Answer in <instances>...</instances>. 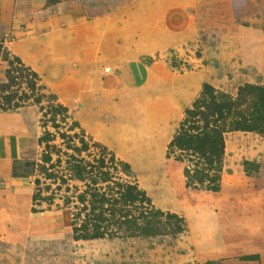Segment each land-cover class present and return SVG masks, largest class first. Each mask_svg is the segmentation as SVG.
Returning <instances> with one entry per match:
<instances>
[{
    "label": "rangeland",
    "instance_id": "1",
    "mask_svg": "<svg viewBox=\"0 0 264 264\" xmlns=\"http://www.w3.org/2000/svg\"><path fill=\"white\" fill-rule=\"evenodd\" d=\"M205 84L264 97V0H0V264H264V112Z\"/></svg>",
    "mask_w": 264,
    "mask_h": 264
},
{
    "label": "trees",
    "instance_id": "2",
    "mask_svg": "<svg viewBox=\"0 0 264 264\" xmlns=\"http://www.w3.org/2000/svg\"><path fill=\"white\" fill-rule=\"evenodd\" d=\"M204 95L208 96L210 99H211V102L208 104V102L204 101L202 104L198 103V104H195L194 105V109L192 110H189L187 112V115L189 117H195L196 115H201V119L203 120L204 122V132H207L206 135L209 133V131L211 129L208 130V126L210 124V119L213 120V124L216 125V122H218L219 120H222L223 117H224V114L225 112H228L231 111L232 107H239L241 105H243L244 103H246L247 98L250 94L249 93H246L244 94L243 91H240L239 95L236 97V100H234L233 102H226L225 97L221 96V98H218V97H215V95L213 94V89L210 85L208 84H205L204 85ZM250 98L253 97L255 98L256 100H253L255 101L254 102V106H258L259 104V108L262 112H264V97L262 98L261 95H250L249 96ZM224 100V101H223ZM258 101V102H257ZM202 108H205L203 111H201L200 109ZM195 111H199V112H196ZM236 115H238L237 113H235ZM216 117V118H215ZM237 126V129L239 130H252V126L251 125H247L246 123H237L236 124ZM215 133V135L217 134V131L216 130H211ZM203 132V133H204ZM204 134V138L206 139V142H208V145L210 144L211 146H213V144L215 145V152L216 154L217 153H220L222 152V138L219 137L217 138L219 141H217V149H216V144L214 143V141H210V139L208 140L207 136ZM197 139V138H196ZM199 140V139H197ZM174 143H177L176 141H174ZM213 143V144H212ZM177 145H181V144H177ZM198 152H200V150H196ZM129 197V196H128ZM95 237V235H93Z\"/></svg>",
    "mask_w": 264,
    "mask_h": 264
},
{
    "label": "crops",
    "instance_id": "3",
    "mask_svg": "<svg viewBox=\"0 0 264 264\" xmlns=\"http://www.w3.org/2000/svg\"><path fill=\"white\" fill-rule=\"evenodd\" d=\"M3 140L5 141L6 147L4 148L5 157L0 159V174L4 172V181H6V179L12 181L14 177H20L19 172H17L16 168L17 165L21 164V162L24 161V157L22 156V154H20V151L18 150L19 146L17 143L16 136L8 135L5 136Z\"/></svg>",
    "mask_w": 264,
    "mask_h": 264
}]
</instances>
